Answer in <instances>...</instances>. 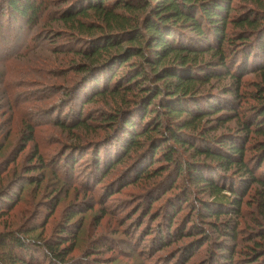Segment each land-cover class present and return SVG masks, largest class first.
Returning a JSON list of instances; mask_svg holds the SVG:
<instances>
[{"label": "rangeland", "instance_id": "obj_1", "mask_svg": "<svg viewBox=\"0 0 264 264\" xmlns=\"http://www.w3.org/2000/svg\"><path fill=\"white\" fill-rule=\"evenodd\" d=\"M7 2L0 0V22L5 28L0 32V191H11L17 198L11 206L0 202V235L15 233L42 245L67 240L60 247L71 249L69 264H222L226 260L223 253L233 257L226 260L228 264H264L260 186H254L245 198L240 218L203 220L199 200L210 202L213 198L196 191L187 179H178L175 189H170V178L175 179L172 171L132 181L137 164L147 155L145 150L134 149L117 164L122 143H116L110 119L124 110L130 115L137 94H109L83 104L96 81L84 84L87 75L80 73L78 66H92V61L77 52L89 38L78 22L97 24L105 32L118 29V23L108 25L94 12L66 23L60 16L73 0H36L43 5V14L39 23L30 27L12 18ZM233 7L237 8L232 13L235 16L257 5L237 0ZM141 17L132 14L129 19L135 23ZM238 31L230 29L231 34ZM231 84L230 79H215L200 86V93L221 96L223 88ZM257 84H262V79L256 74L243 79L241 91L247 96L240 110L243 114L258 104L253 99ZM84 88L82 100H76L74 95ZM80 115L85 126H60H74ZM239 124L231 121L215 134L238 132ZM29 127L35 129L30 142ZM255 142H264V137L254 136L250 144ZM177 148L178 156L188 161L204 160L189 149ZM96 155L101 157L99 165ZM248 157L254 158L252 166L257 163L253 149ZM106 160L117 165L106 170L103 178L99 174ZM259 174L264 177V166ZM189 191L193 193L192 206L180 200ZM177 204L182 208L176 211L178 217L170 208ZM73 213L78 215L70 222L68 216ZM169 215L173 223H169ZM222 223H238V238L216 232L215 225ZM41 252L34 264L46 263V251Z\"/></svg>", "mask_w": 264, "mask_h": 264}, {"label": "trees", "instance_id": "obj_2", "mask_svg": "<svg viewBox=\"0 0 264 264\" xmlns=\"http://www.w3.org/2000/svg\"><path fill=\"white\" fill-rule=\"evenodd\" d=\"M73 1L60 16L63 22L78 21L94 12L108 25L118 23V29L105 32L97 24L78 22V28L89 38L82 41L84 47L77 53L92 61V66L79 65L78 69L88 76L85 85L96 81L82 101L85 105L109 94H137L130 115L126 116L128 111L124 110L110 119L115 125L113 137L117 144L122 143L117 164L134 149L147 154L137 164L132 181L172 171L175 179L170 178V189H175L178 179H187L196 191L213 198L210 202L199 200L203 220L240 218L245 198L258 185L262 188L259 205L264 216V177L259 176L264 166V142L250 144L254 136L264 137V0H239L257 8L235 16L232 13L237 8L233 4L237 0H114L111 4H107L109 0ZM7 6L12 18L30 27L36 26L43 14V5L36 0H8ZM132 14L142 17L131 23ZM3 27L0 22L1 33L5 31ZM231 27L239 31L231 34ZM250 73L260 76L262 84H257L253 97L257 106L243 114L240 110L247 96L241 89L244 77ZM215 79H230L232 84L223 88L221 96L200 93V86ZM82 91L87 88L78 89L76 100H82ZM81 118L80 115L74 126H60L83 127L86 121ZM234 120L240 123L238 132L215 134ZM29 129L30 142L35 129ZM177 147L189 149L204 160L188 161L178 156ZM252 149L257 155L253 166L254 158L248 157ZM95 161L101 164V157L96 155ZM117 164L107 161L99 176L104 178L106 170L113 165L115 169ZM192 196L189 191L180 200L192 206ZM15 198L11 191H0L1 203L11 206ZM178 207L180 204L170 206L172 215H178ZM77 215L70 214L68 220L71 222ZM168 219L173 223L171 215ZM215 226L216 232L238 238V223ZM170 235L169 231L168 239L172 240L174 236ZM66 243L67 240L42 245L15 233L1 234L0 264H34L42 250L46 251L45 264H69L71 249L60 247ZM222 256L232 261L230 254ZM226 260L222 264H228Z\"/></svg>", "mask_w": 264, "mask_h": 264}]
</instances>
